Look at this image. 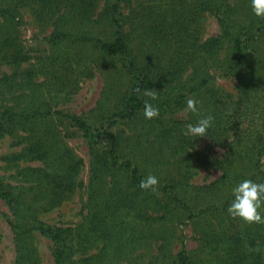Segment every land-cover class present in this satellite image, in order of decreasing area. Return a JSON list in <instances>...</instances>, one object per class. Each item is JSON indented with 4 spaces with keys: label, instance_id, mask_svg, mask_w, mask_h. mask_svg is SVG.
<instances>
[{
    "label": "rangeland",
    "instance_id": "374dc122",
    "mask_svg": "<svg viewBox=\"0 0 264 264\" xmlns=\"http://www.w3.org/2000/svg\"><path fill=\"white\" fill-rule=\"evenodd\" d=\"M174 1L175 9L164 11L167 12L165 19L169 22L167 25L172 27L174 36L168 35L165 26L157 29L156 45H151L152 49L154 48L152 52L154 57L148 56L146 51H143L146 49H143L142 42H139L140 34H145L144 29L140 30L139 26H136V23L143 22L140 21L141 17L137 22L128 20L127 17L125 23L126 31L132 33L130 49L138 54V62L143 64L145 59L150 58L152 66L154 65L155 69L157 67L163 75L160 77L159 87L162 91L170 93L167 97H163L164 104L168 102L165 110L159 108L157 117L140 120L137 129L134 123L122 120L120 125L112 126L108 133H103L100 140L115 146L119 155L127 156L131 162L140 164L148 161L146 163L149 168L148 174H155L159 178L157 188L166 182L176 183L175 190H180L181 197L183 196L185 203L190 205L195 216L188 218L187 209L165 191L139 190L132 182L127 168L121 170L113 167L109 170L106 167L105 170L103 167L98 173L93 174L92 162L95 160V164H99L101 161L92 159L87 137L71 127L62 128L61 131H63V141L70 148L74 158H70L69 152L65 151L62 152V156L65 161L70 162L73 169L70 171V177H65L64 182L59 186L45 182L46 190L55 189L54 191L61 196L60 200L50 202L40 195L39 191L42 187L38 184L36 176L32 174L33 170L37 173L43 171V161L31 158L29 153L23 155L25 143H15L21 139L18 137L13 140V137L7 135L0 137V185L6 186L8 192L14 191L17 199L23 198L22 206L25 211L26 208L31 210L23 214L22 218L19 217L20 221L26 224L24 226L26 230L18 240L11 227V223H17L16 214L6 199L0 196V264H14L17 260L19 264H55L52 251L57 244L66 245L69 254L67 264H171L176 254L183 248H187L192 264L205 262L224 264L221 258L224 256L227 258L224 251L226 252L229 242L233 240L230 236L242 223L254 224L233 218L226 211L231 201V183L233 180L234 184L238 183L236 162L235 168H231L234 172L228 175L227 184L222 186V190L214 197L203 190L197 192L196 186L209 183L224 175L226 162H222V157L228 151V147L218 143V130L214 131L217 126H212V132L209 129L205 137L195 139L185 136L184 130L187 124L195 123L200 114L186 112L184 109L187 98L193 97L200 100L202 114H211L216 118L215 112L222 116L223 113L233 111L234 100L238 95L237 72L236 75H229L230 77L222 76L231 57L233 43L231 44L229 38L221 34L225 26L236 27L237 24L242 26L241 31L244 36L251 34L257 25L264 26V18L256 17L252 13L250 0ZM194 2L201 4L193 7ZM139 9L145 11L142 7ZM122 10L126 14L131 8L123 6ZM139 14L141 16V13ZM62 15L65 19L68 18L66 11ZM20 18L21 24H17V41L22 44L28 58L20 59L18 65H16L17 59L10 62L4 59L0 61V77L15 74L19 81L13 89L0 85V104L2 101L6 103L13 99L12 94L27 91L28 83L24 84L20 79L34 74L31 81L41 82L45 79L50 80L51 83L54 81L51 76L47 77V73H42L43 69H39V63H42L39 57L49 51L46 37L51 32V28H42L34 23L30 14L24 10L21 11ZM261 19L263 23L260 24ZM166 22L164 21L163 25ZM69 27H71L70 22L66 24L65 29ZM176 33H182L184 37L177 38ZM100 34L103 36L106 33L100 32ZM260 36L264 44V33ZM210 37H216V40L220 41L216 43L219 44L209 43L206 46L204 43ZM175 60L178 61L174 62ZM179 60L180 64H178ZM105 63L108 65L106 60L101 61L97 68L100 71L103 69L109 71L110 69L104 66ZM170 63H175L174 67H169ZM43 67L46 70V65ZM97 68L94 67L91 74H86L72 84L69 90L72 94L75 93L73 98L68 102H57L53 106L54 109L82 117L89 116V111L97 105L105 87V79ZM203 76H211V79H214L211 80L214 93L190 92V85ZM39 86L42 88L37 90H40L42 97L47 93L46 88L51 94L58 93L54 90L53 83L51 85L42 83ZM178 94H182L178 103L169 100L172 95L175 99ZM217 96L225 100V103L219 105V111L214 110L213 106L209 111L208 105ZM215 121L214 119V124ZM91 122L95 126L101 123L93 120ZM259 123L258 121L246 130L248 136L252 135L255 139L259 137L258 132L261 133L262 130ZM140 126L141 130L138 131ZM135 132L142 133L141 138L146 140L145 148L155 137L162 144L172 139L184 147L174 152L166 145L161 157L156 158L155 161L149 149L146 154L139 153L141 149L138 144L132 143L131 146L124 147L125 143L132 142L129 138L135 135ZM246 145L248 146L238 161L239 165H243L241 174H246L245 179L264 182V174L260 172L264 169V150L260 154L259 163H255L257 157L253 153L251 138ZM156 148L157 146L154 149ZM196 149L208 153L210 164L194 168L190 160L183 159L188 152ZM151 159L154 161L149 162ZM214 160H217L218 164H213ZM253 174L255 175L250 178ZM212 203L217 206L224 203L226 206L220 208V214L199 212L200 208ZM101 212H104L103 217ZM262 212L264 213V210ZM88 226L95 230L86 233L85 229ZM53 229L66 231L60 230L59 237H52L50 232ZM255 242L257 245L255 248L247 243L251 247L250 251L257 253L256 258L249 257L251 264H264V240L260 244L258 240ZM21 246H24L22 249L24 254L18 250Z\"/></svg>",
    "mask_w": 264,
    "mask_h": 264
},
{
    "label": "trees",
    "instance_id": "16d2710c",
    "mask_svg": "<svg viewBox=\"0 0 264 264\" xmlns=\"http://www.w3.org/2000/svg\"><path fill=\"white\" fill-rule=\"evenodd\" d=\"M200 4L192 3L193 7H198ZM175 5L174 0H0V61L3 59L8 60V62L18 60L16 64L18 65L20 59L28 58L22 44L17 41V24H21L20 14L22 10L27 11L33 22L40 27L51 28V32L46 37L49 51L39 57L42 61L41 64L39 63V69H43L42 73H47V77H52L54 90H57L58 93L51 94L50 90L46 88L45 92L47 93L43 97L40 96V90H37V88L41 89L42 87L39 85L42 83L51 85L52 83L48 79H43L44 81L41 82L38 80L31 81L34 75L31 74L32 76L20 79L21 82L24 81V84L28 83L26 85L27 91L24 90L16 95L12 94L13 99L8 100L9 103L2 101L0 104V137L8 135L13 137V140L19 137L21 140H17L15 143H25L22 154L28 155L27 153H29L31 158L43 161V171L37 173L33 170L32 172L43 189L39 191L42 197L49 199L50 202L60 200L61 196L54 191L55 189H45V182L46 184L51 183L59 186L61 182H64L65 177H70V171L73 169L70 162L65 161L62 156V152L65 151L69 152L70 158H74L70 148L63 141V131L61 129L65 127L76 129L84 137H87L91 147L92 159L101 161L99 164H95V160L92 162L94 165L91 169L93 174L98 173L103 167L105 170H107L106 167L109 170L113 167L121 170L127 168L132 182L139 190L145 191V189L140 188L139 184L141 179L148 175L149 168L146 164L148 161L140 164L131 162L127 156L122 157V155H119L115 146L105 143L100 140V137L103 136V133H108L109 128L112 126L120 125L123 122L122 120L134 123L136 128L140 120L142 121L145 118L143 114L144 101L148 99L144 96L146 88L156 91L157 99L153 103L158 108L165 110L168 102L164 104L163 97H167L170 93L162 91L159 87L160 77L163 75L157 67L155 69L154 65L152 66L150 58L145 59L143 64L138 62V54L133 53L130 49L132 33L126 31L125 23L127 17H129L128 20L133 22H137L141 17L140 21L143 22L136 23V26H139L140 30L144 29L145 34H140L139 42H142L143 49H146L143 51H146L145 53L148 56L154 57L155 55L152 53L154 48L152 49L151 45H156L155 33L157 29L165 26L168 35L174 36L172 27L167 25L169 22H166L165 19L167 12L164 11H172ZM123 6H128L131 11L126 14L123 13ZM140 7L145 11H139ZM184 8L181 7L183 10ZM64 11L68 15L66 19L62 15ZM138 12L141 13V16ZM164 21L166 22L165 25H163ZM69 22L71 27L65 29L66 24ZM261 23H263V19H261ZM228 27L230 28L228 29ZM241 28L242 26L240 27L238 24L236 27L225 26L223 34H221L225 38L228 37L231 44L233 43L231 46L232 54L229 61H227V67L222 72V76L236 75L237 72L238 95L237 99L234 100L233 111L223 113L222 116L215 112L216 121L215 124L213 123V126H217L214 131L215 129L218 130V143L228 147V151L222 157V162H226L224 175L222 174L209 183L196 186L197 192L203 190L213 197L222 190V186L227 184L228 175L232 174L233 170L231 168H235L236 163L237 182L246 178L245 173L241 174L243 165H239L238 161L241 155L244 154L246 146H248L246 144L250 141V138L251 146L254 148L253 153L257 157L255 163H259L260 154L264 150V44L262 38H260V35L264 33V26L263 24L257 25L251 34L245 36ZM100 32L106 34L102 36ZM176 36L177 38L184 37L182 33H176ZM216 39V37H210L204 44L206 46L209 43L215 45L216 42H220ZM141 56L142 54H140ZM105 60L108 65L105 63L104 66L110 70L103 69V71H100L97 67L101 61L105 62ZM178 64H180V60ZM44 65H46V70L43 67ZM174 65L175 63H172L169 67H174ZM94 67L103 75L105 87L101 99L94 109L89 111V116L82 117L75 113L66 111L64 113L63 110L54 109L53 106L57 102H68L73 98L75 93L72 94V91L69 90L70 86L86 74H91ZM16 77L15 74L2 75L0 85H6L9 87L8 89H13L19 83ZM211 80H214L211 79V76L196 79L193 85H190L189 91L193 93H198V91L199 93L200 91L214 93V89L211 88L213 87ZM172 96L174 97V95ZM172 96L169 100L178 103L182 94L176 95L175 99ZM111 102L112 104H110ZM224 103L225 100L217 96L208 105L210 107L209 111H211L212 106L214 110L219 111V105ZM92 120L101 123L95 126L92 124ZM258 121L260 122L258 125L262 130L261 133L258 132L259 137L255 139L252 135L248 136L246 130L251 125L257 124ZM141 126L138 131L141 130ZM212 130L210 131L212 132ZM21 131L24 133H20ZM230 132H232V136ZM141 134L135 132V135L129 138L132 142L125 143L124 147L132 145V143L133 145L138 144L141 149L139 153L146 154L149 149L153 153L151 155L155 158V161L156 158L161 157L166 145L171 147L174 152L180 151L184 147V145L172 141V139L162 144L155 137L152 141H149L148 147L146 145L145 148L144 143L146 140L141 138ZM164 138L166 139L165 136ZM163 142L165 141L163 140ZM155 146H157L156 149H154ZM153 149L154 151H152ZM185 158L191 161L190 163L194 168L205 166L211 162L207 152L197 149L188 152L183 157V159ZM152 161L154 160L151 159L149 162ZM217 162V160H214L212 163L218 164ZM249 172L251 173V171ZM260 172L263 175L264 169H261ZM254 175H251L250 178ZM93 176L95 178V175ZM90 180L92 181V177H90ZM175 184L166 182L158 187L157 191L168 193L171 198L187 209V217L193 218L195 216L194 212H192L190 205L185 203L183 196L181 197L180 190H175ZM233 185H235L234 180L231 183V186ZM2 186L1 184L0 196L6 199L17 217V223H11V227H13V231L19 240L22 232L26 230V227H24L26 224L22 223L23 221L21 222L20 218L27 211L29 212L31 208H26L25 211L22 206L23 198L21 200L17 199L14 191L8 192L6 186ZM176 187L179 186L176 185ZM30 190L32 191V189ZM220 204L218 206L214 203L208 204L206 207L200 208L199 212L220 214V208L226 206L224 203ZM50 206L53 207V205ZM103 213L101 212V215ZM60 230L66 231L65 229L55 231L53 229L50 232L51 236L59 237ZM93 230L95 229L88 226L85 232L92 233ZM263 230L264 223H254L253 225L242 223L233 235H229L233 240L229 242L230 247L228 246L226 252L224 251L227 258H224V255L221 258L224 264H251L252 261L249 257L256 258L257 253L254 254L250 249L257 246L255 241L258 240V244H260L264 240ZM23 248L24 246L18 248L20 253H23ZM53 249L52 254L55 264H67L69 254L66 245L60 246V244H57ZM258 256L260 257V255ZM18 261L14 264H19ZM171 264H192L187 248L179 251ZM204 264L211 263L205 262Z\"/></svg>",
    "mask_w": 264,
    "mask_h": 264
},
{
    "label": "clouds",
    "instance_id": "9594fccd",
    "mask_svg": "<svg viewBox=\"0 0 264 264\" xmlns=\"http://www.w3.org/2000/svg\"><path fill=\"white\" fill-rule=\"evenodd\" d=\"M252 13L256 17L264 18V0H250ZM144 96L143 114L146 119H152L159 115V108L153 101L157 99L156 91L146 88ZM200 100L189 97L186 100L184 111L193 114H200L195 123H188L184 135L191 138L207 136L208 130L213 126L214 116L202 114ZM159 178L155 174H148L140 181V188L157 191ZM264 182H257L252 179H243L231 187V201L226 209L233 218H239L247 223H264Z\"/></svg>",
    "mask_w": 264,
    "mask_h": 264
}]
</instances>
